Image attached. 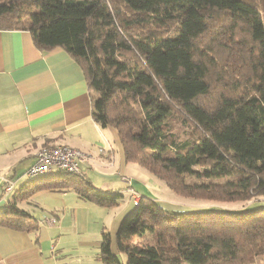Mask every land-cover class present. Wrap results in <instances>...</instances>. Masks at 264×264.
I'll return each mask as SVG.
<instances>
[{"label": "trees", "instance_id": "16d2710c", "mask_svg": "<svg viewBox=\"0 0 264 264\" xmlns=\"http://www.w3.org/2000/svg\"><path fill=\"white\" fill-rule=\"evenodd\" d=\"M0 29L28 31L39 49L60 47L78 63L92 117L115 130L125 162L181 196L264 200V0H0ZM174 116L187 136L173 131ZM81 176L26 180L0 206V225L34 231L16 203L42 189L119 204V189ZM114 245L103 228V264H122L119 254L125 264H247L264 255V206L169 212L140 195Z\"/></svg>", "mask_w": 264, "mask_h": 264}, {"label": "crops", "instance_id": "0c3cea01", "mask_svg": "<svg viewBox=\"0 0 264 264\" xmlns=\"http://www.w3.org/2000/svg\"><path fill=\"white\" fill-rule=\"evenodd\" d=\"M44 144L86 153L89 160L81 163V169L94 170L88 181L103 190L119 189L124 194L126 185L119 177L123 173L131 177L129 189L135 194L149 192L147 176L124 161L115 130L94 121L91 92L78 63L60 47L39 49L28 31L0 29V206L9 199L4 191L7 181L15 182L12 178L26 170ZM18 165L25 166L20 173L15 170ZM134 179L140 183L133 184ZM42 191L58 197L57 193L65 196L70 190ZM126 192L128 198L116 206L107 227L113 252L119 222L137 201L132 202L130 191ZM73 195L61 205L60 214L49 208L48 215L28 211L36 220L34 231L0 225V264H103L97 258L98 237L92 245L89 231L81 226L85 219L101 216L103 207ZM24 201L17 207L24 210ZM32 203L45 206L41 201ZM48 217L56 218L53 225L46 222ZM258 259L257 264H264V255Z\"/></svg>", "mask_w": 264, "mask_h": 264}, {"label": "rangeland", "instance_id": "374dc122", "mask_svg": "<svg viewBox=\"0 0 264 264\" xmlns=\"http://www.w3.org/2000/svg\"><path fill=\"white\" fill-rule=\"evenodd\" d=\"M240 38L245 39V36L244 37L240 36ZM170 124H171L173 131L176 132L180 137L183 138V137L187 136L188 130H189L188 126L185 125L184 123H182L181 121H179V119L177 117H175V116L172 117L170 120ZM133 166L147 176V179L145 182L146 183L145 187H146V189L149 190V192H144L145 193L144 195H146V196L152 195L156 200L158 199L157 201L162 206V208L169 211V212H182V211H193V210H204V209H234V208H244V207L249 208V207H254V206L255 207L256 206H264V200L255 201L252 205H249V203H247V202L246 203H242V202H238V201H236V202H221V201H212V200H204V199H197V198H193V197L181 196V195L173 192V190H171L169 187H167L162 180H160L158 177H156L155 175L148 172L146 169H144L138 165H135V164H133ZM24 167H25L24 165H18V166H16L15 170L17 173H20L24 170ZM78 167H79V170H81L83 177L86 180H90L89 177H90V175H92L94 173V170L81 169V167H82L81 163H78ZM24 171L21 174H19L18 176H16L15 178H12L13 180H15V182H14L12 188L10 189V191L7 192V194H6V196H8V198L12 197L14 190L18 189L19 185H21L26 180L30 179L29 177H27V175H25ZM119 177L126 178V180H124L126 182L123 181L126 185L125 193L123 194V197L119 202H121L124 199V196H125V198H128V193L126 191H130L129 193H130V198H131L132 202H133V200L138 199L139 198L138 195L135 194L134 191L129 189L131 187L130 186L131 185V177L126 175V174H123V173L122 174L120 173ZM34 178H36V177H34ZM75 178L77 181H81L80 179H82V176L76 175ZM127 180H129L130 183H128ZM37 181H38V179H35L33 181H30L29 183L32 186H34L37 183ZM136 182L140 183L139 180L134 179L133 184H136ZM96 187H98V186H96ZM42 190H45V189H42ZM42 190L35 191L30 196L31 200L28 199V201L26 200L24 202H21V204H22L21 206L24 208L25 211H27V212L30 211L31 213L39 212L42 215H48L49 213H48L47 209L49 208L52 210H59L58 212L60 214L61 213V208H60L61 205L65 202L68 203L70 198H72L74 196L73 195L74 192H72L71 190L65 196L58 195L59 193H57L56 196H58V197H54L53 195H46V193H44V191H42ZM59 198H63V199L60 200ZM32 201L33 202L35 201V203H38V201H41L45 206L43 207L39 203L34 205L32 203ZM96 206H98V205H96ZM116 206L117 205L111 206V207H103L102 208L103 211H101V216L85 219L83 221V223L81 224L82 227H84L85 229H87L89 231V233L87 235L90 237L92 245L93 244L95 245V242L97 241V239L95 240V237H98V239L100 240L101 231L104 227H105V229H107L109 231L108 228L110 227L111 217L117 211ZM119 258H120L121 263L125 264V261H126L125 255L119 254ZM257 263H259V259H258V257H255V258H253V260L251 262H248L247 264H257Z\"/></svg>", "mask_w": 264, "mask_h": 264}, {"label": "built area", "instance_id": "2783aa9c", "mask_svg": "<svg viewBox=\"0 0 264 264\" xmlns=\"http://www.w3.org/2000/svg\"><path fill=\"white\" fill-rule=\"evenodd\" d=\"M88 160L89 156L86 153L67 145H41L35 152L33 162L26 168L24 173L29 178L38 177L55 170H66L76 175H82L78 163ZM124 177H120V180H126ZM127 181L130 183L129 180ZM13 183L7 181V184L4 186V191L8 192L12 188ZM45 219L50 225H53L56 221L54 217Z\"/></svg>", "mask_w": 264, "mask_h": 264}]
</instances>
